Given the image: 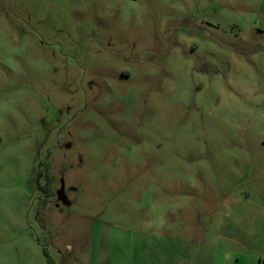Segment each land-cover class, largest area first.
Returning a JSON list of instances; mask_svg holds the SVG:
<instances>
[{
    "label": "rangeland",
    "instance_id": "1",
    "mask_svg": "<svg viewBox=\"0 0 264 264\" xmlns=\"http://www.w3.org/2000/svg\"><path fill=\"white\" fill-rule=\"evenodd\" d=\"M264 264V0H0V264Z\"/></svg>",
    "mask_w": 264,
    "mask_h": 264
},
{
    "label": "trees",
    "instance_id": "2",
    "mask_svg": "<svg viewBox=\"0 0 264 264\" xmlns=\"http://www.w3.org/2000/svg\"><path fill=\"white\" fill-rule=\"evenodd\" d=\"M50 264V263H49Z\"/></svg>",
    "mask_w": 264,
    "mask_h": 264
}]
</instances>
